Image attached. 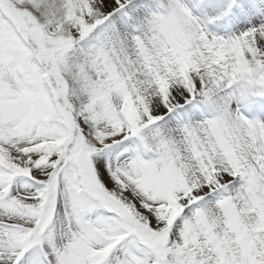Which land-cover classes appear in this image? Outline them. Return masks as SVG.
Here are the masks:
<instances>
[{
  "label": "snow or ice",
  "instance_id": "snow-or-ice-1",
  "mask_svg": "<svg viewBox=\"0 0 264 264\" xmlns=\"http://www.w3.org/2000/svg\"><path fill=\"white\" fill-rule=\"evenodd\" d=\"M0 264H264V0H0Z\"/></svg>",
  "mask_w": 264,
  "mask_h": 264
}]
</instances>
